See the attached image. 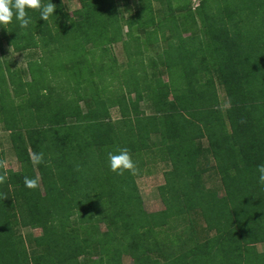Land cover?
<instances>
[{"label": "trees", "instance_id": "trees-1", "mask_svg": "<svg viewBox=\"0 0 264 264\" xmlns=\"http://www.w3.org/2000/svg\"><path fill=\"white\" fill-rule=\"evenodd\" d=\"M77 1L71 15L64 0H51L56 11L47 21L29 9L28 28L15 19L0 26V50L5 43L41 54L28 63V82L0 62V128L20 165L5 170L0 151V264H123V257L132 264H264L256 250L264 244L257 172L264 164V0H203L199 22L190 1L177 8L184 12L179 20L170 0L163 19L152 6L161 0H137L127 22L116 0ZM184 18L197 32L188 34ZM118 43L128 59L125 93L101 99L95 82L112 80L115 61L90 58ZM161 43L163 52L144 61ZM111 107L119 120H111ZM124 147L136 171L118 175L108 153ZM147 159L168 167L158 188L164 210L156 213L144 210L135 182ZM208 171L219 177L223 196L206 188ZM25 177L38 187H26ZM19 229L41 230L30 251ZM197 231L207 233L204 241Z\"/></svg>", "mask_w": 264, "mask_h": 264}, {"label": "rangeland", "instance_id": "rangeland-1", "mask_svg": "<svg viewBox=\"0 0 264 264\" xmlns=\"http://www.w3.org/2000/svg\"><path fill=\"white\" fill-rule=\"evenodd\" d=\"M118 3V8L121 11V14L124 18V22H127L130 20V15H133L138 10V1L137 0H126L128 6H125L124 0H116ZM187 1H190V10L193 13V18L195 21L199 22V17L195 16V10L199 7L200 2L203 0H170L171 3V10L173 14L178 18L179 20H182V16L184 12L178 11L177 8H180L183 6V4H186ZM182 3V4H181ZM64 4L66 6L67 12L71 15L74 11H77L80 9V5L77 0H64ZM153 10L155 13V18L163 19L166 18L168 14V8L167 3L165 0H161L160 2L153 1ZM128 8V10L126 9ZM185 19V18H184ZM186 21L185 27H187L188 34L194 33L191 31L190 28L194 29L196 32L198 30L197 24L193 23V20L191 18L185 19ZM126 24V23H125ZM254 24V23H253ZM253 25L251 23H247L244 27V30L250 34H253ZM129 28L126 25H123L122 33L123 38L126 36ZM137 31H134V34H137ZM167 33V32H166ZM168 35V34H165ZM187 36V35H186ZM126 39V37H125ZM165 47L164 44H158L155 46H152L150 52L148 51L144 58H146L144 61L147 60V58H156L154 56L161 54L163 52V48ZM133 48V47H132ZM130 48L129 52L133 51L134 49ZM87 50H94L92 47H88ZM94 54L90 58L93 63L96 62L97 65H101L102 63L105 64V62H111L112 60L115 61V68H113V71H116L115 76L112 78V80H109L106 77H102V79H98L97 82H95V87L97 88L95 94L99 95L101 99H108L113 98L116 95H121L122 93H125V85L124 81L125 78L123 76L122 70L126 69L128 66V59L126 58V54L123 49L122 43L111 45L108 49V52L104 55H101L98 51L94 50ZM41 57V54L38 50H32V51H26V52H15L12 50L11 47L7 46V44L3 43L2 50H0V62L2 65L3 70L8 69L11 72H15L18 75H20V78L22 82H28L29 81V75L27 71L28 63L31 61L39 60ZM112 61V62H113ZM162 66V65H161ZM138 68V67H137ZM150 70V71H149ZM152 69H147V72L150 73ZM160 72H164L163 67H159ZM139 72V71H138ZM163 82H168V77L164 76ZM63 87L65 88L64 83H62ZM62 87V88H63ZM85 88V87H84ZM67 89V88H66ZM68 90V89H67ZM88 93H90V90L87 89ZM217 98L220 103V108L222 110H225L228 107V102L226 100V97L224 95V92L220 86H217ZM87 93V94H88ZM89 95V94H88ZM67 96L72 98L71 94L68 93ZM133 97V96H132ZM89 102H92V100H87ZM80 107L83 112L86 111V107L83 103L80 104ZM140 109L145 112L146 115H151L153 113V110L151 107H149L147 104L142 103L139 105ZM109 113L111 116L112 121H117L120 119L119 110L116 107L109 108ZM202 146L206 147L207 142L205 140L202 141ZM0 151L2 152L3 162H4V168L5 170L18 172L20 171V165L17 162L13 149L10 144L9 135L8 133L2 131L0 128ZM147 159L145 163H143L144 167L142 168V172L139 174L137 173L135 176V182L136 186L139 190V194L142 199L143 208L147 213H156L164 210L163 203L161 202L158 188L162 185H164V172L167 171L168 167L164 164H161L159 162H154L150 160V162ZM214 163L210 161V166L212 167ZM203 182L205 183V186L207 189L215 190L218 192L219 196H223L224 193L221 188V183L219 177L211 171H208L203 174ZM196 226L201 230L203 227V223L200 218L196 219ZM101 230L104 231L105 227L103 225L100 226ZM19 233L24 238L25 244L29 251L32 248V242L34 238H38L42 235L41 230L36 229H19ZM207 236L206 232L197 231V235L195 238L198 240V242H202L205 240ZM211 236V234H209ZM256 250L259 253L264 254V244H260L256 246ZM123 264H132V261L129 257H123L122 258Z\"/></svg>", "mask_w": 264, "mask_h": 264}, {"label": "clouds", "instance_id": "clouds-1", "mask_svg": "<svg viewBox=\"0 0 264 264\" xmlns=\"http://www.w3.org/2000/svg\"><path fill=\"white\" fill-rule=\"evenodd\" d=\"M29 9L39 10L40 19L47 21L49 17L54 16L56 5L51 0L45 5L42 0H0V26L11 24L13 19L19 22L21 28H28L31 18L28 16ZM43 159L42 154H35V160L40 163ZM108 163L110 170L122 175L125 171L135 172L136 163L128 148H119L115 153H108ZM258 183L264 184V164L257 166ZM6 176H0V183ZM25 186L30 189L38 187V181L35 178H24Z\"/></svg>", "mask_w": 264, "mask_h": 264}]
</instances>
